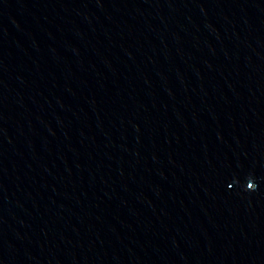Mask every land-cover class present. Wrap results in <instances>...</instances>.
Returning a JSON list of instances; mask_svg holds the SVG:
<instances>
[{
	"label": "water",
	"instance_id": "1",
	"mask_svg": "<svg viewBox=\"0 0 264 264\" xmlns=\"http://www.w3.org/2000/svg\"><path fill=\"white\" fill-rule=\"evenodd\" d=\"M0 264H264V0H0Z\"/></svg>",
	"mask_w": 264,
	"mask_h": 264
}]
</instances>
